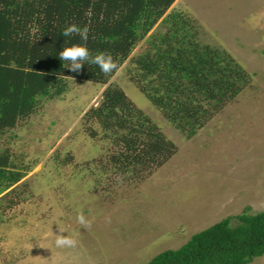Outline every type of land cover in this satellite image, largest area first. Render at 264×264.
Listing matches in <instances>:
<instances>
[{
  "label": "rangeland",
  "instance_id": "1",
  "mask_svg": "<svg viewBox=\"0 0 264 264\" xmlns=\"http://www.w3.org/2000/svg\"><path fill=\"white\" fill-rule=\"evenodd\" d=\"M168 13L181 14L199 45L226 52L249 78L217 110L202 98L208 118L194 130L170 121L133 80L138 58L163 49ZM165 15L106 84L68 77L62 94L40 97L0 133V151L23 174L0 195V264H143L246 207L264 209V0H175ZM158 81L148 78L150 93ZM109 84L145 116L131 127L156 129L173 144L161 164L126 152L120 137L136 132L85 116ZM56 235L78 244L57 248ZM248 264H264V254Z\"/></svg>",
  "mask_w": 264,
  "mask_h": 264
},
{
  "label": "trees",
  "instance_id": "2",
  "mask_svg": "<svg viewBox=\"0 0 264 264\" xmlns=\"http://www.w3.org/2000/svg\"><path fill=\"white\" fill-rule=\"evenodd\" d=\"M174 1L0 0V133L31 114L40 97L62 94L68 77L106 84ZM180 16H164L170 27L158 39L163 49L138 58L141 75H133V80L170 121H184L183 125L189 124L194 130L201 125L199 120L208 118L202 98L217 110V101L222 105L249 78L226 52L199 45L194 33L185 30L187 23ZM71 24L89 26L87 47L93 56L100 52L113 55L118 67L112 74L105 76L94 64H85L80 73L69 71V62L62 61L58 53L81 43L79 36H62ZM151 75L159 80L153 93L147 85ZM85 116L94 117L106 130L114 122L136 132L131 138L120 137L126 152L135 153L133 160L161 164L172 153L173 144L161 132L148 126L135 130L132 123V127L129 125L134 116L141 125L147 120L125 93L111 84L103 90L99 104L90 107ZM126 158L131 162L132 158ZM10 163L8 152L0 151V195L23 177ZM263 254L264 209L250 212L246 207L143 264H248Z\"/></svg>",
  "mask_w": 264,
  "mask_h": 264
},
{
  "label": "clouds",
  "instance_id": "3",
  "mask_svg": "<svg viewBox=\"0 0 264 264\" xmlns=\"http://www.w3.org/2000/svg\"><path fill=\"white\" fill-rule=\"evenodd\" d=\"M89 33L90 28L87 25L83 27L77 24L66 26L62 32V36L66 38H71L74 35L79 36L81 43L64 47L63 50L58 53L59 58L62 61L69 62L67 68L70 72L80 73L85 64H94L99 68L101 73L108 76L117 69V61L110 52H100L93 56L87 47ZM77 220L85 228L91 227L92 222L87 220L82 213H78ZM77 244L78 241L71 236L56 235L55 246L57 248H74Z\"/></svg>",
  "mask_w": 264,
  "mask_h": 264
}]
</instances>
